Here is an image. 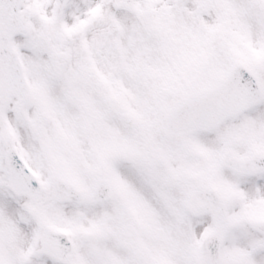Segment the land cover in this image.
<instances>
[{"label": "snow or ice", "instance_id": "snow-or-ice-1", "mask_svg": "<svg viewBox=\"0 0 264 264\" xmlns=\"http://www.w3.org/2000/svg\"><path fill=\"white\" fill-rule=\"evenodd\" d=\"M0 264H264V0H0Z\"/></svg>", "mask_w": 264, "mask_h": 264}]
</instances>
